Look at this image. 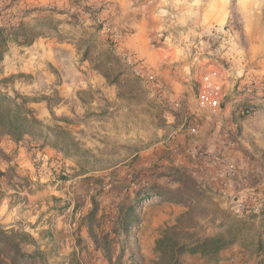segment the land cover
<instances>
[{
	"label": "rangeland",
	"instance_id": "1",
	"mask_svg": "<svg viewBox=\"0 0 264 264\" xmlns=\"http://www.w3.org/2000/svg\"><path fill=\"white\" fill-rule=\"evenodd\" d=\"M121 9H146L147 28L123 26ZM261 9L264 0H0V25L23 20L41 33L31 45L10 43L2 62L4 75H16L14 87L46 105L47 114L39 115L44 120L67 117L80 141L98 157L89 166L92 170L80 175L74 160L63 157L60 173L47 177L54 182L65 177L70 186L78 185V205L87 202L88 211L91 196L95 197L98 217L104 214L97 232L117 228L116 234L110 233L113 258L123 247V261L129 262V256L141 253L155 232L158 237L162 227L174 224L186 210L183 204L151 194L156 188L169 193L179 185L182 173L195 177L203 192L199 201L191 203L199 223L194 231L231 232L234 240L248 241L264 231L263 220H251L256 215L242 217L232 210L234 198L229 193L202 188L200 176L218 166L208 154L222 150L230 132L214 134L221 128H216L218 122L227 123L226 119L205 115L197 104L206 87L205 74L212 69L220 78L217 85L226 103L237 99L242 106L254 107L239 132L244 133L243 144L264 157ZM132 34L140 51L119 52L120 44ZM173 43L183 44V49H175ZM87 48L88 59L83 60ZM56 56L66 65L72 59V65L84 72L102 62L103 69L111 70L110 79L118 75L113 109L92 110L90 103L96 98L100 103L102 96L90 89L77 93L86 104L82 117L58 112L62 98L55 90L62 78ZM234 70L243 72L235 84L228 74ZM233 158L238 163L234 154ZM208 159L212 167L206 165ZM118 211L123 217L138 215L140 226L120 229L115 219Z\"/></svg>",
	"mask_w": 264,
	"mask_h": 264
},
{
	"label": "crops",
	"instance_id": "2",
	"mask_svg": "<svg viewBox=\"0 0 264 264\" xmlns=\"http://www.w3.org/2000/svg\"><path fill=\"white\" fill-rule=\"evenodd\" d=\"M261 12L264 15V9H261ZM146 14V9H121L120 23L131 28H147L149 22ZM132 36L120 44L119 52L140 51L135 34ZM172 45L177 50L183 49V44L173 43ZM59 59L56 56L55 65L60 70L62 78L59 80L61 84L55 90L56 94L62 98L58 105V112L82 117L86 104L77 93L79 90L90 89L98 91V94L102 96L100 103L97 98L90 103L92 110L113 109L112 105L118 101L116 85L111 84L106 77L90 65L84 72L72 65V59L68 60V65ZM259 61L264 68V16L260 25ZM213 72L212 69L206 72L204 77L206 86L218 83L220 78ZM228 74L231 76L230 81L235 84L238 78L242 77L243 72L234 70ZM245 81L246 76L241 82ZM33 106L38 110V115L47 114V108L43 102H37ZM246 123L244 119L242 124ZM221 124L223 123H218L216 128L221 126L222 130H225L226 125ZM207 130L208 128L203 129L204 132ZM26 140L20 143L13 142L9 138L0 140V227L14 228L30 234L35 241L22 243V251L31 255L36 251L42 253V256L25 257L19 264H109L104 257V250L96 248L94 240L88 234L84 216L89 207L87 202L83 206L78 205L80 202L76 198L80 191L78 185L70 186L68 180L50 181L38 169L39 162L34 160L35 157L62 159V155L49 147L41 150L30 147ZM216 140L219 141V139ZM243 143V136H241L232 151L241 167L236 183H240V176L246 172L252 175V180L257 181L253 184L264 183V157ZM214 145L217 144L214 143ZM244 159L247 161L244 162ZM247 190L249 189L246 188L242 192L245 193ZM215 191L221 192L216 189ZM243 216L246 215L242 214ZM251 220H263L264 222V209L259 215L251 217ZM156 237L155 232L153 240L144 245L141 250L147 260L156 257L154 251ZM184 262L185 264H264V231H260L252 241L238 237L232 245L222 249L214 257L185 255ZM128 263L124 262V264ZM6 264L12 263L7 262Z\"/></svg>",
	"mask_w": 264,
	"mask_h": 264
},
{
	"label": "trees",
	"instance_id": "3",
	"mask_svg": "<svg viewBox=\"0 0 264 264\" xmlns=\"http://www.w3.org/2000/svg\"><path fill=\"white\" fill-rule=\"evenodd\" d=\"M40 35V31L34 27H28V24L23 20H19L15 24L0 25V140L9 138L13 142L20 143L28 139L33 148L41 150L50 147L60 153L62 157L73 159L78 168L77 174H84L92 170L89 166L96 162L98 157L92 149L80 141L75 131L69 126L68 118L56 117L53 122H47L41 118L33 106L39 101L14 87L16 75L5 76L3 73L2 62L10 43L31 45ZM88 55L89 49L87 48L83 60H87ZM114 58L117 61L120 60L118 56ZM94 69L106 77L111 84H117L118 75L110 79L111 70L103 69L102 62H97ZM62 180H66V178L62 177ZM179 181V185L173 187L169 193H164L166 190L164 188H156L151 191V194L170 202L183 204L186 206V210L176 218L174 224L160 229L155 240V258L147 260L142 252L137 256L133 253L129 256L128 264H185V255L214 257L222 249L234 243L235 240L229 236L231 232L203 235L194 231L199 223L195 220L191 203L199 201L203 192L195 184L193 176L182 173V178ZM140 197L138 195L136 199L140 200ZM184 197L188 198L184 199ZM91 200L92 207L84 216L89 236L94 240L96 248L104 250V257L109 264H124L123 247L120 248L115 258L112 257L113 238L110 237V233L116 234L117 228L114 227L107 232L102 231L101 234L97 232L104 214L98 217L99 203L93 195ZM115 219L123 231H127L131 226L139 227L141 224V218L138 215L132 216L127 213L123 217L121 211L117 212ZM34 241V238L24 231L0 227V264L7 262L19 264L25 257L42 256L40 251H36L33 255L22 251V243H33Z\"/></svg>",
	"mask_w": 264,
	"mask_h": 264
},
{
	"label": "built area",
	"instance_id": "4",
	"mask_svg": "<svg viewBox=\"0 0 264 264\" xmlns=\"http://www.w3.org/2000/svg\"><path fill=\"white\" fill-rule=\"evenodd\" d=\"M226 30L229 33L228 28L223 29L225 33ZM126 59L127 62H131L130 57H126ZM237 102L239 101L234 99L231 102L226 103L223 100L222 88L217 84L206 86L198 96V107L203 110L205 115L210 116L213 119L224 116L227 123L221 122L225 123L221 125H229L227 127L228 130H222L221 127L219 130H215L214 134L220 133V135H225L227 131L230 132V137L222 150L216 152L214 155H212V153L208 154L215 158V163H217L218 166L217 168L212 169V172H208L207 175H204L203 177L200 176V178L203 179L201 186L205 190L215 191L216 189L217 191L219 190L222 193H229V195L233 196L234 201L231 208L235 213L258 215L262 212V209H264V183L259 182L257 184H252V175L249 172H246L240 176V183L237 184V176L241 167H239V164L233 158L232 152L235 148L236 141L242 136L239 129L243 120L252 115L255 109L252 106H242ZM191 131L196 132V127H193ZM223 131H225V133H223ZM34 160L35 162H39L38 169L42 171L44 175L50 177L51 175L53 176L60 173L59 159H41L40 157H35ZM207 161L208 162L206 163L208 164L206 165L212 167L213 165L209 163L210 160L208 159ZM246 188L249 190L243 193L242 191Z\"/></svg>",
	"mask_w": 264,
	"mask_h": 264
}]
</instances>
